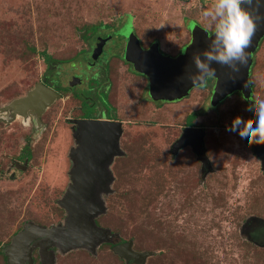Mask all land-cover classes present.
I'll return each instance as SVG.
<instances>
[{"label":"rangeland","instance_id":"374dc122","mask_svg":"<svg viewBox=\"0 0 264 264\" xmlns=\"http://www.w3.org/2000/svg\"><path fill=\"white\" fill-rule=\"evenodd\" d=\"M212 3L0 0V108L24 96L44 76L63 86L70 76L86 79L94 36H111L99 64L108 61L110 100L119 107L117 118L126 122L120 138L124 155L115 157L109 167L113 181L110 191L101 196L105 211L96 221L118 239L132 241L134 250L148 253L145 264H264V168L250 147L228 139L238 125L254 126L246 104L230 97L214 110L200 113L206 91L193 89L187 99L155 107L144 101L145 81L118 59L109 60L121 46L119 39L127 32L129 19L143 46L156 40L161 50L175 55L188 43L193 24L211 33L201 12ZM103 24L107 28L99 26ZM92 26L99 29L87 37ZM41 51L69 62L53 65L50 76ZM250 80L254 98H264V40L254 56ZM72 97L64 91L45 112L46 130L30 132L31 126L21 117L0 121L2 252L25 223L49 227L64 218L57 200L69 183L67 154L74 140L65 118L79 114V103ZM97 97L104 101L100 94ZM192 112L196 113L193 123L205 131L213 166L201 180L200 164L188 147L176 156L168 151ZM26 146L32 154L26 170H10V163ZM12 171L14 178L9 177ZM248 225L263 246L250 239ZM101 245L94 254L83 248L67 253L54 249L53 264H126Z\"/></svg>","mask_w":264,"mask_h":264},{"label":"water","instance_id":"95a60500","mask_svg":"<svg viewBox=\"0 0 264 264\" xmlns=\"http://www.w3.org/2000/svg\"><path fill=\"white\" fill-rule=\"evenodd\" d=\"M253 3L254 7H247L246 10L255 17L257 10L264 11V0H253ZM260 19L264 21V16ZM190 36L191 41L182 53L170 57L159 53L157 43L144 50L132 32L127 34L124 59L131 63L137 72L148 77L149 95L152 99L177 100L186 96L191 88L204 84L205 81L193 83L190 79L196 74L193 55H199L208 49L211 35L200 26L193 24L190 28ZM263 37L264 29L258 30L252 49L246 54V68L238 75L239 66L235 61L231 66L211 62L210 66L215 69L213 77L216 79L210 102L212 106L234 91H240L252 105L248 76L252 65V53ZM105 41L106 39L97 41L93 53L94 59L101 53ZM59 99L58 93L38 82L24 96L13 99L0 108V115L6 117H0V121L10 123L17 117L23 119L26 118L27 113L36 112V121L40 122L41 113ZM74 124L77 125L72 133L74 144L67 154L70 162L69 183L62 197L57 200V205L65 213L64 218L49 227L32 222L25 223L22 229L13 235L11 242L4 247L6 264H33L34 249L37 250L40 264H53L54 249L60 253H67L83 248L94 254L96 247L103 243L112 244L111 251L126 264L130 261L132 264H145L148 253L133 251L132 241L119 243L117 234L98 226L95 222V219L105 211L101 196L110 191V183L113 181L109 167L114 157L123 155L119 148V137L122 132L120 123L78 120ZM202 137L201 130L185 129L180 141L172 148V152L176 153L177 149L191 145L198 160L202 162L201 178L209 169V162L204 156ZM255 151L260 156L261 166L264 167V145H257ZM26 164L27 160L24 161L22 169ZM13 176L12 174L11 177Z\"/></svg>","mask_w":264,"mask_h":264},{"label":"flooded vegetation","instance_id":"af4514ba","mask_svg":"<svg viewBox=\"0 0 264 264\" xmlns=\"http://www.w3.org/2000/svg\"><path fill=\"white\" fill-rule=\"evenodd\" d=\"M129 24H130V26H128L126 34L124 36H122V38L119 39V42H120L121 46L115 49V50H118V52H115L114 54H112L110 56L109 60L112 59V58L118 59L120 62H122L123 64H125L127 66L126 70L129 69V71L132 73V75H134L135 77L141 78V79H143L145 81V86H144V90H143L144 101H148L149 103L153 104L155 107H161L163 105L167 106L168 104L177 103V102H180V101H182L184 99L189 98L190 95L192 94V92H196L197 90H205L206 91V100H204L202 102V106H204V107L201 108L202 110L200 111V113H204L207 109L214 110L217 106L222 104L224 101H226L230 97H236V98H239L241 101H243V103L246 104V109H247L248 112H250V110L253 108L254 100H255L254 94H253L254 91L250 95V100L252 102V105H250L249 100L244 98L243 94L240 91H234L231 94L227 95L224 99L219 101L215 106H212L210 104V102H211V98H212V92H213L214 86L216 84V79L213 76L208 77L206 79V81L204 82V84L191 88L188 91V94L186 96L180 98V99H177V100H165V99L154 100V99H152L150 97V95H149V84L150 83H149L148 77L145 76L144 74L140 73V72H137L134 69L133 65L131 63L127 62L124 59L125 48H126V44H127V34L129 32H132L134 34V36H136L138 38V36L134 32V29H133V27H132V25L130 23V19H129ZM103 26H105V28H107L106 24H103ZM208 34L211 35L210 32H208ZM110 37L111 36H104V35H100L99 37H96V35L94 36V38H93L94 44L90 47V53H89L90 58H89V62L87 63L88 64L87 66L89 67V69H88V75L89 76L86 77V79L84 77H81V78L78 77L77 81H73L74 79H76L75 77H77V76H70L67 79V85L66 86H63V84H61L59 81L58 82L56 81V83H53L52 77L50 79V82H46L44 78H41L40 82L42 84H44L45 86H47V87L51 88L52 90H54L56 93H58L60 95V98L62 97L63 92L66 91L69 94H71V96H73L74 98L77 99V101L79 103V105L77 106L79 114L76 115L75 117H66L65 118V122H66V124L69 127V130L71 132V136H72V133H73V128L77 127V125L74 124V122L78 121V120H93V121L102 120V121H108V122H119L121 130H122L121 135L119 137V148H120V138H121V136L123 134V124H124L125 121L118 119L119 118V116H118L119 115V107L117 106V109H116V107L112 104V102L110 100L111 99L110 98L111 97L110 94H111L112 82H111L110 78L107 75V70H108L107 62L108 61L105 64H103V63L99 64V60H100V58H101V56L103 54L102 51L95 59L93 57V53H94V49H95V45H96L97 41L100 40V39L101 40L102 39H106L105 43L103 44V46H104L110 40ZM138 40H139L140 47L142 49H144V50L148 49L152 44L157 43L158 44V51H159L160 54H162L163 56L176 57L177 55L182 53L183 49L186 46L189 45V43L191 41V36H190V39H189L188 43L185 44L179 50V52L176 53L175 55L167 54L163 50H161L160 44L156 40L150 42L147 46H143V44L141 43L139 38H138ZM263 40H264V37L260 40L257 49L252 53V65L250 67L249 76H248V81H249V84H250L251 88H253V85L251 83L250 78H251V70H252L253 63H254V56H255L258 48H259L260 43ZM102 49H103V47H102ZM50 76H54V75H52L50 73ZM87 79H88V82L85 81ZM68 82H69V84H68ZM80 88H83L82 92H77V89H80ZM193 89H195V90H193ZM98 94H100V96L103 97L104 101L101 100V99H100V101L98 100V97H97ZM106 105L108 106V109L106 108ZM51 106H52V104L49 107H47L43 111V113H41L40 122L36 121V117H37L36 112H29V113H27L26 118L22 119V122L24 124H27V125L29 124L31 126L30 132L34 133L36 131H40L41 128L43 130H46L47 124L45 122H43L42 119H43V116H44L45 112ZM202 106H200V107H202ZM108 110H110V113H108ZM195 117H196V113H194V112L190 113L189 115H187L185 117L184 124L182 126L181 132H180L178 138L172 142V144L170 145L168 151H169V154L171 156H176L177 154H179V152L182 149L188 147L190 149L191 154L195 157L196 161L200 164V180H201V176H202V162L200 160H198V156L193 152L192 147H191L190 144L185 145L184 147H181V148L177 149L176 153L172 152V150H173L172 148H174V146L178 143V141H180V139L183 136V131L185 129H198V130H201L203 132L202 144H203V147L205 149L204 156L207 158V160L209 162V169H208V171H206L207 173H206V175L203 178L207 177L208 174L210 172H212V169H213L212 162H211V159L207 155V149L205 147L206 134H205V131L203 130L202 127H200L199 125H196L195 123H193L194 120H195ZM250 121L254 122V119L249 117V122ZM245 127L249 128L251 126L248 124V126L245 125ZM37 128H40V130L37 129ZM43 130H42V133H43ZM249 147L251 148V151L257 156L259 161L261 162L260 156L255 151L257 145L253 144V145H251ZM121 152L124 155V152L122 150H121ZM26 153H28V154H26ZM116 157H120V156H116ZM31 159H32L31 149H29V147H28V151L23 150V152L18 155V158L16 160H13L10 163L9 169L13 170V171H17V172L18 171L22 172V171L26 170V168H27L29 162L31 161ZM25 160H27V164L25 165L24 169H22L23 166H24L23 164H24ZM13 171L11 172V174L9 176L10 178H14V176L11 177L12 174L15 175ZM256 220H260V219H256ZM263 224H264V222H263ZM248 226H250V228H248L247 230L252 232V234H253L252 236L250 234V236H251L250 239L254 243H257L258 245L263 246V243H261V241L258 239V237L254 234V229H251V227H253V226H251V225H248ZM114 240L116 241V239H114ZM117 240H118L119 243H123L125 241H129V240H120V239H118V237H117ZM133 251H136V250L133 249ZM34 253H37L36 249L33 250L32 257H33ZM129 264H132V261H130Z\"/></svg>","mask_w":264,"mask_h":264},{"label":"clouds","instance_id":"9594fccd","mask_svg":"<svg viewBox=\"0 0 264 264\" xmlns=\"http://www.w3.org/2000/svg\"><path fill=\"white\" fill-rule=\"evenodd\" d=\"M247 7H254L253 0H213L208 8L202 9L201 15L211 29V40L206 51L193 55L196 69V74L190 77L193 83H202L214 76L215 69L210 66L211 62L231 66L235 61L239 66L237 75L244 71L246 54L252 49L258 30L264 29V21L260 19L264 11L257 10L253 17L246 10ZM253 91L254 88H251L249 94ZM249 117L254 119L253 127L246 128L240 124L234 133L228 135L230 141H238L245 148L264 144V98L254 100Z\"/></svg>","mask_w":264,"mask_h":264},{"label":"trees","instance_id":"16d2710c","mask_svg":"<svg viewBox=\"0 0 264 264\" xmlns=\"http://www.w3.org/2000/svg\"><path fill=\"white\" fill-rule=\"evenodd\" d=\"M100 27H105V26H103V25H99ZM98 26V27H99ZM98 27H96V26H92L89 30V35H88V32H87V37H90L92 34V32L93 31H95V30H97V29H99ZM33 52L35 51V48H30ZM80 54H83V53H81V52H79ZM80 54H76L75 55V57L76 56H78V55H80ZM40 55L42 56V58H43V61H44V63L46 64V68H47V71L49 70V72L52 74V75H54V72H55V70H53V67H51V66H53V65H55L56 66V64H58V65H60V64H63V63H68L69 61H57V60H55L51 55H49L46 51H41L40 52ZM51 67V68H50ZM56 68V67H55ZM48 72V73H49ZM48 76V75H47ZM47 76H44L43 78L45 79V81L46 82H50V79L47 77ZM25 151H28V148L26 147L25 149H24ZM26 154H28V153H26ZM25 154V155H26ZM95 222H96V224L98 225V222L96 221V219H95ZM98 226H100V225H98ZM100 227H102V226H100ZM102 228H104V227H102ZM112 232V231H111ZM102 246H106V247H109L110 248V250H111V247H112V244H109V243H103L102 245H101V247ZM114 254V253H113ZM115 256H117V255H115ZM118 257V256H117ZM119 258V257H118ZM0 259H1V262H2V264H5V262H6V257L4 256V254H3V252H2V249H0ZM38 260H39V257H38V255L36 254V253H34L33 254V264H37L38 263Z\"/></svg>","mask_w":264,"mask_h":264}]
</instances>
